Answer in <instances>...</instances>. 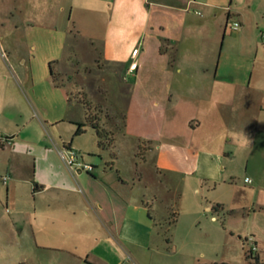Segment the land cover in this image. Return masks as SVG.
I'll list each match as a JSON object with an SVG mask.
<instances>
[{"label": "crops", "instance_id": "crops-1", "mask_svg": "<svg viewBox=\"0 0 264 264\" xmlns=\"http://www.w3.org/2000/svg\"><path fill=\"white\" fill-rule=\"evenodd\" d=\"M14 7L39 35H11L4 26L10 13L0 8V135L13 137L0 149V177H9L0 180V205L11 209L13 237L68 253L72 264H169L161 256L170 255V242L157 222L168 205L161 191H138L148 185L145 164L133 160L125 176L111 152L99 169L75 140L54 131L84 123L85 102L113 143L115 129L127 143L159 142L152 171L168 184L195 178L196 209H182L185 191L176 193L174 227L187 223L180 216L195 215L193 224L219 230L222 217L230 235L252 239L257 260L248 264H264V161L244 170L242 186L231 183L232 168L218 169L230 164L234 147L264 149V0H18ZM66 11L87 48L59 30ZM92 59L100 72L94 80ZM130 65L134 73L124 81ZM65 146L93 170L71 171L59 155ZM181 240L191 249L174 264H214L210 252L225 247L211 235Z\"/></svg>", "mask_w": 264, "mask_h": 264}, {"label": "rangeland", "instance_id": "rangeland-1", "mask_svg": "<svg viewBox=\"0 0 264 264\" xmlns=\"http://www.w3.org/2000/svg\"><path fill=\"white\" fill-rule=\"evenodd\" d=\"M18 0H0V8L2 10H6L10 13L8 18L4 20V26L11 31V35H39V32H37V27L35 25H29V27H26L25 24H23L16 12L15 9V3H17ZM260 21L264 22V14H260ZM59 30H61L63 35V30L70 31L67 35H76L77 40L79 42H82L86 48L87 44L86 42L80 38L79 35H84L82 32L78 31V28L72 21V18H70V15L68 14V11H66L60 19V22L57 24ZM0 32H1V24H0ZM88 66V65H87ZM89 69L91 70V79L94 80V78L98 75H100V72L98 70V67L96 65V62L93 61V59L89 62ZM114 87H120L119 81L115 80ZM114 84V83H113ZM97 96V95H96ZM117 102L119 103V106L123 105L124 99L120 100L118 99ZM93 110V109H92ZM94 111V110H93ZM74 113L76 117L78 118L82 114V108L76 107L74 109ZM97 113L99 114L100 111L98 110ZM106 121H109L111 118L106 116V113H102ZM112 116L115 114L111 113ZM116 123V122H115ZM117 129L122 128V119L119 118L117 121ZM57 130H54L55 132H59L61 136L66 138L67 140H75L76 146L79 148L80 152L83 154V158L86 162H89V164H94L100 169L104 165V163L99 162L100 158H106L110 159V153L112 152L114 156H117L118 160V168H120L121 172L126 176V172L132 168L133 160L136 161L137 166L139 168H143L145 164V174L148 181V185L146 186V190L143 189V186L139 187L138 191H161V199L160 201H163L165 204L168 205L167 210H164L163 219L160 221H157L159 223L158 226L161 228L162 235L168 239L170 244L167 246L170 247V251L167 250L170 255L169 256H161L162 262L174 264L178 263L179 260H182L183 256H185V252L189 251L191 249L190 245L184 244L181 239H184L185 237L189 238H200V237H211L220 238V242L223 245L225 244V247H222L219 250V252L216 254L215 251L210 252V256H212L214 264H221V262H227L228 264H246L244 260V250L247 249L248 244L244 241V239L238 238L237 235H230L228 233V228L224 225V221H222V217H218L220 228L219 230H212L211 226L210 229H206L203 226H200L199 224H193L192 222L196 221L195 215H185L180 216V223H183L187 221L186 224H182V226L174 227L173 221L175 219V215L172 212H177L179 214L180 202L179 199L181 198L178 195H175L176 193L179 194L181 191L184 192V200L187 201L182 205V209H185L188 206L189 208L196 209L194 206L199 201V197H196L192 193L193 183H195V178H190L189 180H185L183 182L180 178L177 177V179L173 182H169L167 180V176L161 174H156L154 171H152V166L154 162V156L156 155V148L159 146V142L155 143H142L140 145L127 143L126 139L116 131H114V147L111 151L109 150H101V148H97L96 144L98 142V138L96 137L93 130L90 128L85 129V132L82 135L74 136L76 127H72L68 123H60L57 127ZM105 132V131H104ZM106 133V132H105ZM109 133H107L108 135ZM110 135V134H109ZM112 137V136H111ZM102 142H105L104 138L101 139ZM232 150V154L229 159H231L230 164H227L226 161L219 164V171L222 168V165H226V167L232 168L233 179L231 183H239L241 182V186L243 184V176H244V170L247 168V170H250L252 168L254 160L264 158V149H259L258 147L255 148H240V147H234ZM135 152V157H133V154L131 152ZM246 159H248V163H246ZM91 165V166H94ZM264 165V164H262ZM246 176V175H245ZM9 180V177H8ZM128 184H131L130 179H126ZM7 183V182H6ZM95 187V191H105L106 188L102 186L101 184H93ZM130 188V187H129ZM127 188L125 191H130V189ZM199 188V186H198ZM117 191H119L117 189ZM169 191V192H167ZM5 193V191H3ZM20 200L25 199L24 193L19 196ZM28 200V198H27ZM11 210L10 208H6L3 205H0V216H3L4 218H0V232L2 235L0 236V264H72L76 260L74 258L65 252H59L56 251L57 249H46L41 248L39 244H35L34 240H25L22 238H19V234H16L17 237H13L14 233H17V228L14 227L13 224H11V221L9 219V216L11 212L8 213V211ZM207 217L211 220L212 214L211 212H206ZM178 218V215L176 216ZM217 219V218H216ZM190 222V224H189ZM236 222L235 224H238ZM159 229V230H160ZM9 232H12L10 236ZM25 240V241H24ZM187 241V240H186ZM174 242V244H173ZM188 242V241H187ZM172 245L177 246V254H173L172 251ZM58 246V244H57ZM251 264H255L254 262Z\"/></svg>", "mask_w": 264, "mask_h": 264}, {"label": "built area", "instance_id": "built-area-1", "mask_svg": "<svg viewBox=\"0 0 264 264\" xmlns=\"http://www.w3.org/2000/svg\"><path fill=\"white\" fill-rule=\"evenodd\" d=\"M196 14H199V13L196 12ZM239 28H240V24L237 21H233L229 24V29L232 31H236ZM260 43H261V46L264 47V32L260 33ZM136 53L137 52L134 51L132 54L135 56ZM134 70H135V66L130 65L124 73L123 80L126 81L127 76L132 75L134 73ZM12 139H13V137H11V136L0 135V149L5 145H7V146L11 145ZM59 155H60L61 159L66 163V166L71 171L80 170V171L90 173L93 170V167L91 165L83 162L81 154L73 148L65 146L61 150H59ZM0 180L3 184H6V182L8 181V176L4 175V176L0 177ZM244 182L250 183V179L245 178ZM245 242H247V244H248L247 251L249 253L248 255H249L250 259L252 260V259H254L255 254H256V247L253 245V241L251 238L245 239Z\"/></svg>", "mask_w": 264, "mask_h": 264}, {"label": "trees", "instance_id": "trees-1", "mask_svg": "<svg viewBox=\"0 0 264 264\" xmlns=\"http://www.w3.org/2000/svg\"><path fill=\"white\" fill-rule=\"evenodd\" d=\"M86 112H87V115L85 117V122L84 123H77L75 124V127H76V130H75V135H80L82 134V128L85 126V125H89L90 128L95 132V135L96 137L99 139L98 142H97V146L99 148H109L112 144H113V138L111 137V135H107V133H105L101 127L98 125V121L90 116L88 114V111H89V107L87 105V103L85 102H82ZM104 138L105 142H102L101 139ZM216 210V209H215ZM245 241V240H244ZM248 251L247 249L244 250V260H245V263L248 264L249 263V260H250V257L248 255ZM253 260H257L256 257H254Z\"/></svg>", "mask_w": 264, "mask_h": 264}, {"label": "clouds", "instance_id": "clouds-1", "mask_svg": "<svg viewBox=\"0 0 264 264\" xmlns=\"http://www.w3.org/2000/svg\"><path fill=\"white\" fill-rule=\"evenodd\" d=\"M248 179H250V178H248Z\"/></svg>", "mask_w": 264, "mask_h": 264}]
</instances>
